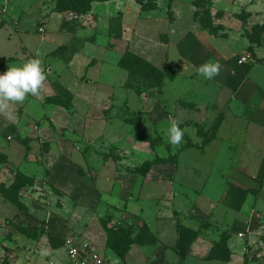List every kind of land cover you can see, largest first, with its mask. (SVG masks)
<instances>
[{
	"label": "rangeland",
	"instance_id": "374dc122",
	"mask_svg": "<svg viewBox=\"0 0 264 264\" xmlns=\"http://www.w3.org/2000/svg\"><path fill=\"white\" fill-rule=\"evenodd\" d=\"M54 13L55 0L0 1L1 70L8 63L20 66L39 58L47 75L44 85H52L65 72L64 52L73 36L95 42L99 61L103 49L112 52L100 68L93 58L88 73L69 83L73 97L64 109L84 118L80 137L74 127L61 131L48 122L43 93L30 100L31 119L23 105L9 114L24 135L12 136L0 152L5 158L0 163V264H71L66 241L87 244L106 264H117L106 242L108 231L116 228L130 237L119 264H142L159 253L139 244L144 233L138 242L132 240L146 221L157 233V226H165L162 240L151 234L167 248L173 241V236L166 240L170 227H184L176 231L173 250L181 264L226 263L229 232L250 225L264 248V31L256 29L264 23V0H105L93 4L81 20L74 13H58L62 18ZM126 52L160 71L170 68L173 79L141 93L124 87L127 72L119 61ZM206 61L222 66L211 80L198 73ZM247 79L261 92L251 93V87L249 100L241 103L235 96ZM105 82H114L105 92L111 97L109 109L89 112L81 98ZM173 118L185 130L178 148L168 142ZM44 121L73 144H82L81 156L71 160L84 176L104 180L114 173L116 180L124 178L118 181L122 191L116 182L97 185L104 200L119 195L115 204L85 207L48 183L43 157L56 153L55 146L27 135ZM216 124L214 141L206 143ZM160 160L175 161V166ZM240 167L245 171L237 172ZM17 173L32 178L33 184L18 195L8 194L12 202L2 193ZM251 181L254 185L246 184ZM165 254L161 264L177 262L172 252Z\"/></svg>",
	"mask_w": 264,
	"mask_h": 264
},
{
	"label": "crops",
	"instance_id": "0c3cea01",
	"mask_svg": "<svg viewBox=\"0 0 264 264\" xmlns=\"http://www.w3.org/2000/svg\"><path fill=\"white\" fill-rule=\"evenodd\" d=\"M0 1L3 2L4 0H0ZM54 14H56L57 16L62 18L61 14H58V13H54ZM66 14L74 15L73 13H70V12H66ZM88 15L89 14L87 13L85 15H80V16L75 14L74 16H76L77 19L81 20L83 17L85 18ZM12 19H13L12 17L9 18L10 23L13 22ZM103 39H105V38H103ZM98 50H99V47L95 42L90 43V42H87L83 38H77V37L73 36L72 39H70V41H69L68 50L64 52L65 53L64 57H66L65 72H63L62 76H60L56 80H53V82H51L52 85H44V87L40 90L39 93H43V95L46 96L47 100L50 98H60V99L65 101V104H66V102L71 101L73 95L69 91V90H71L69 88V86L71 85V84H69L70 81L76 82V78L80 79L81 77L86 75V73H88V71L90 69V67H89L90 61L93 58H96L94 53L97 52ZM110 52H112L110 49L109 50L103 49V58L107 54H109ZM62 56L63 55H59V57H62ZM102 59L100 61L97 59L98 60L97 63L99 65V68L101 66H103V62H102L103 60ZM108 63L109 62L106 61L107 65H108ZM12 64L13 63H8L5 66L3 65L2 70L0 69V74L5 72L7 70V67L12 65ZM113 64H114V62H113ZM113 64H111V65H113ZM116 64H118V61ZM105 67H107V66H105ZM122 78H123L122 80L125 81L126 77H124L123 74H122ZM127 78H128V75H127ZM126 81H125V83H126ZM103 84H104V81H103ZM103 84H97L96 85L97 87L95 88L94 93L92 95L87 94L88 92L86 91L87 92L85 94L86 96L81 98L82 102L84 101V103L88 104V108H89L88 111L89 112L93 111L94 109L95 110L99 109L102 112L104 110L109 109L108 99H110L111 97L109 94L106 95L105 92H108L109 90L112 89V87L114 86V82H105L106 85H103ZM123 85L125 87L124 83H123ZM251 87H252V89L250 90L251 93H253L254 91L261 92L260 88H258L257 85H255L251 80H249V79L243 80L241 86L239 87V89L237 91V95L235 96L236 100H238V102H241V103H246L249 100V96H250L249 89ZM32 99H33V95H30L27 97V99L22 104H12L9 106V108L6 112L0 113V152L2 150L1 147H5L6 144H8V142L11 141L12 136H14L15 134L17 135V133L20 136L24 135L23 131H21L19 129L18 124L11 123V121L8 117L9 114L14 115V108L17 107L18 105H23L25 113H26L25 117L27 119H29V118L31 119L32 116H31V113L29 114V112L33 106V103H31L32 101H30ZM103 99H105L104 102H103ZM47 100L43 103L42 107L44 110H47V109L50 110V116H49L48 122L53 124L55 129L60 128V130L62 131L63 129H68V127H74L76 129L75 133L79 137L81 135H83L84 129H85V127L83 126V122H84L83 117L81 118V117H79V115L72 114V113L67 114L66 113L67 111L64 109L65 108L64 105L62 106V105H56L53 103H48ZM49 107H51V108H49ZM42 112H43V110H42ZM256 115H257V113L253 114V116L258 118V116H256ZM255 117H253V118L255 119ZM254 119H252V120H254ZM48 122L47 121L41 122V125L38 126V129H37V127H34L36 130L31 131L29 134H27V135L31 134V137L36 138L37 141H39L40 143H53L52 145L55 146L56 153L48 151L49 153L48 152L44 153V157H43L44 169H46V171L49 173L47 176L48 183L50 185H52L53 187H55L56 189H58L59 191H62L64 194H69L68 197H72L75 200H78L85 207L97 208L100 205V202H102V201L109 202L110 204H115L116 203L115 201H118V199H119V195H118V197L115 195L113 198L114 200L111 198L104 200L103 192L97 187V185L100 184L101 181L102 182L107 181L108 186H111L112 182H116L118 185H120L121 191H122L123 190V184L121 185L118 181L123 183L124 178L119 177L120 180H116L117 178H114V176H115L114 173H113L112 177L110 174L104 180L103 179L102 180H100V179L96 180L94 178V176H90L89 174L84 176V174L82 172L81 173L83 175H81V176L78 175L76 173L78 170V168L75 164L76 161L74 162L73 159L71 160V158H72V156H76V157L81 156V154L83 153V149H84L82 144H79V145H76V143L73 144V142L70 139H67L66 137H64L63 132L57 133L55 131V129H52V127H49L47 125ZM211 141H214V138ZM122 142H123V140H122ZM80 146L82 148H80ZM78 149L80 152L78 151ZM91 151L92 150L89 149V151H87V154H89V152H91ZM173 165L175 166V164H173ZM104 168L107 169L106 171H111V169L109 168L108 165H106ZM239 170L245 171L243 167L238 168L237 172ZM109 176H110L111 181L107 180V178H109ZM254 182H255V179H254ZM246 184L254 185L252 181L250 183H246ZM263 194H264V188L261 190V195H263ZM197 211L199 212V215L204 213V211H202V210H197ZM180 216L182 217V215H180ZM253 220L255 221V218H253L252 221ZM146 222H145L146 224L145 223L144 224L146 226H148V228H149L148 234L152 238L154 243L144 244L143 248L151 246L153 251H159V253L155 254L154 257H152L151 259H150V257L147 258L146 260L142 259V264H161V262H160L161 259H163L166 255L165 251L172 252L173 259H174V261H176L177 256H176V254L173 253V250L175 249L176 242L178 239V234L176 233V231H178V229H177L178 225L174 229L172 227H170L169 231L171 232L172 235L169 233L167 234L166 240H170L173 236V241H170V248H171L170 249V248L163 246V244L161 245V243L156 239V238H159L162 240V238H164L165 234H164V230H162V229L165 226L160 227V228H159V226H157V228L160 229V230H158L159 233H157V231H154V229L152 230V228L150 227L151 225L148 224V221H146ZM158 222L163 223V222H165V220L160 219ZM168 224H169V221H168ZM108 227H110V226H108ZM181 227H183V226H181ZM253 229L254 228H252V226L250 225L246 229L240 230L241 232L238 229H235V231L229 232V234H228L229 236H228L227 241H226V245H227L226 247H227L230 255H229V260L223 264H244L245 260H248L249 262L251 261L250 264H264V248H262V246L260 244L256 243L255 234H254L255 232L253 231ZM151 233L152 234L156 233V238L153 237V235ZM241 233L244 236V238H243V236L238 237V234H241ZM106 242H107V235H106ZM108 249H110V248H108ZM146 249H148V248H146ZM161 250L164 251L163 252L164 255H162ZM109 251L112 252L111 249ZM122 260H123V258L121 259L117 255L116 259L113 262L119 264L120 262H122ZM195 263H196V261H195ZM48 264H56V263L50 261ZM111 264H113V263H111ZM175 264H181V263L178 262V260H177V262H175ZM206 264H218V263L214 262V261H208V262H206Z\"/></svg>",
	"mask_w": 264,
	"mask_h": 264
},
{
	"label": "trees",
	"instance_id": "16d2710c",
	"mask_svg": "<svg viewBox=\"0 0 264 264\" xmlns=\"http://www.w3.org/2000/svg\"><path fill=\"white\" fill-rule=\"evenodd\" d=\"M137 1V0H136ZM105 0H55V11L57 13L70 12L78 16L85 15L91 11L92 4L102 3ZM258 29L259 32L264 31V23ZM118 38L120 36H117ZM119 66L127 72L128 78L125 83V87L135 91L136 93H141L143 89H159L163 84L164 80H171L174 77V72L167 68L165 71H160L155 67L151 66L146 61H143L134 55L126 52L119 61ZM48 103H53L56 105H65V101L60 98H50L47 100ZM218 125H213L208 131L209 135L206 138V143L210 142L217 131ZM5 158L0 154V163L4 162ZM169 160H160V164L170 163ZM175 164V161L171 162ZM78 175H83L79 170L76 172ZM33 184V179L24 176L23 174L17 173L15 175L13 184L8 188L7 192H3L2 196L14 202L9 195L15 194L18 195V191L24 187H29ZM10 192V193H9ZM178 231L183 228H177ZM140 240L139 244H150L154 243L152 238L148 234V230L145 225L138 230L136 235L132 240L138 242V238L144 235ZM29 237V235H26ZM128 240H130L129 232L124 230H119L116 228V231H108L107 233V247L110 248L115 254H117L121 259L124 256L126 250H128Z\"/></svg>",
	"mask_w": 264,
	"mask_h": 264
},
{
	"label": "clouds",
	"instance_id": "9594fccd",
	"mask_svg": "<svg viewBox=\"0 0 264 264\" xmlns=\"http://www.w3.org/2000/svg\"><path fill=\"white\" fill-rule=\"evenodd\" d=\"M221 67L219 62L206 61L199 66L198 73L211 80L219 75ZM46 79V71L39 58H30L20 66H8L0 74V113L6 112L12 104H22L28 95H39ZM180 123L173 118L167 129L168 142L173 148H178L184 141L185 130Z\"/></svg>",
	"mask_w": 264,
	"mask_h": 264
},
{
	"label": "built area",
	"instance_id": "2783aa9c",
	"mask_svg": "<svg viewBox=\"0 0 264 264\" xmlns=\"http://www.w3.org/2000/svg\"><path fill=\"white\" fill-rule=\"evenodd\" d=\"M64 247L71 264H106L87 244H73L66 241Z\"/></svg>",
	"mask_w": 264,
	"mask_h": 264
}]
</instances>
